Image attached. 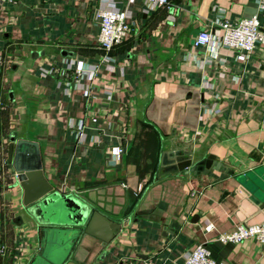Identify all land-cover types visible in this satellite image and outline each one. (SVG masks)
Returning <instances> with one entry per match:
<instances>
[{
  "label": "crops",
  "instance_id": "obj_1",
  "mask_svg": "<svg viewBox=\"0 0 264 264\" xmlns=\"http://www.w3.org/2000/svg\"><path fill=\"white\" fill-rule=\"evenodd\" d=\"M117 1L134 23L107 61L97 45L98 0H0V264H28L47 241L8 160L12 131L38 142L54 189L121 221L104 243L81 235V264H181L199 242L221 264H264L256 239H218L264 220V45L246 59L221 53L223 63L205 62L206 47L192 45L218 15L245 17L256 0H170L149 10L144 0ZM72 61L96 65L80 85ZM210 102L220 111L206 113ZM161 150L183 151L170 165L189 151L215 158L163 172ZM131 195L137 201L126 211Z\"/></svg>",
  "mask_w": 264,
  "mask_h": 264
},
{
  "label": "water",
  "instance_id": "obj_2",
  "mask_svg": "<svg viewBox=\"0 0 264 264\" xmlns=\"http://www.w3.org/2000/svg\"><path fill=\"white\" fill-rule=\"evenodd\" d=\"M251 6L246 17L256 11V2H252ZM180 153L183 151L161 150L159 167L163 168V172H189L209 167L215 158L208 153L204 158L193 159L189 151L181 162L170 165L168 159ZM8 160L12 162L22 186L25 209L38 223L41 236L47 240L28 264H81L74 254L81 235H96L104 243L120 229L121 221L111 218L82 195L53 188L43 175L37 141L18 137L15 131L10 132ZM136 201L131 195L126 211L131 210ZM20 219L17 216L15 221Z\"/></svg>",
  "mask_w": 264,
  "mask_h": 264
},
{
  "label": "built area",
  "instance_id": "obj_3",
  "mask_svg": "<svg viewBox=\"0 0 264 264\" xmlns=\"http://www.w3.org/2000/svg\"><path fill=\"white\" fill-rule=\"evenodd\" d=\"M13 3L15 0H1ZM132 2L133 0H127ZM117 0H98L96 9V23L98 25L97 45L102 51V57L107 61L112 59L110 51L118 45L129 34L134 19L128 7H121ZM145 10L155 9L160 6H169L170 0H144ZM256 11L249 17L230 19L224 14L218 15L209 26L199 30L193 39L194 47L204 46L208 55L204 58L205 62L210 63L213 59L224 62L221 53L233 54L240 59L250 56L254 48L264 45V0H256ZM219 9V8H218ZM223 12V9H219ZM67 68L74 69L76 76L75 82L80 85L79 79L83 76H91L95 71L96 65L84 66L82 63L69 62ZM46 70V72L50 71ZM85 91L87 87L84 86ZM203 109L206 113H217L220 109L213 102L205 103ZM95 121L96 118L92 117ZM84 121L79 119L76 123L78 129V141L85 136L83 133ZM122 146L112 149L111 159L115 163L122 153ZM212 224L206 225L210 229ZM246 238H254L264 246V220L259 223L246 224L238 223L234 228L227 232L219 233L218 239L222 241H241ZM6 250L5 244L0 243V255ZM181 264H221L216 261L210 253L208 247L202 243H196L189 250Z\"/></svg>",
  "mask_w": 264,
  "mask_h": 264
}]
</instances>
